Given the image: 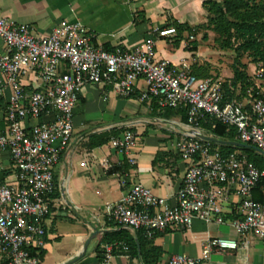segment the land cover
<instances>
[{"label":"built area","instance_id":"built-area-1","mask_svg":"<svg viewBox=\"0 0 264 264\" xmlns=\"http://www.w3.org/2000/svg\"><path fill=\"white\" fill-rule=\"evenodd\" d=\"M176 34L175 28L152 29L142 46L107 52L95 44L94 36L80 22L64 23L47 37L37 38L27 25L0 17V41L6 48L0 54V97L4 90H10L0 153L9 155L18 182L16 187L0 184L1 264H40L32 251L44 246V224L55 192L53 172L61 153L71 144L74 113L83 87L108 86L118 97L130 98L138 80L145 83L140 102H154L160 110L185 111L186 131L176 151L187 166L174 205H167L137 183L119 202L105 206V221L140 232L151 241L169 229H189L195 220L225 224L226 210L235 198L236 218L228 225L239 236L253 233L264 240V204L253 200L264 169L248 162L240 152L220 156L202 138L205 129L201 126L211 123L215 128L216 121L234 129L238 144L251 146L264 156V96L255 98L249 90L244 101L223 104L220 81L197 78L184 62L174 66L158 60L157 40ZM31 75L38 80L36 88L24 84ZM263 75L264 68L258 64L256 83ZM132 126L127 124L118 136L109 139L115 153L131 168L136 166L138 142ZM104 166L111 169L108 163ZM115 250L128 258L124 243H110L104 247L101 264H112ZM237 250L235 241L217 238L203 246L202 255ZM200 263L184 255L169 261Z\"/></svg>","mask_w":264,"mask_h":264},{"label":"crops","instance_id":"crops-1","mask_svg":"<svg viewBox=\"0 0 264 264\" xmlns=\"http://www.w3.org/2000/svg\"><path fill=\"white\" fill-rule=\"evenodd\" d=\"M219 1L0 0V17L15 25H27L37 38L47 37L53 28L64 23L80 22L103 49L131 51L143 45L152 29L201 25L207 13L204 4ZM140 14L144 15L143 20ZM175 38L157 40V59L174 66L184 62L204 69L202 48L190 52L184 42L174 44ZM5 51L0 41V54ZM24 84L36 88L38 80L31 75ZM257 86L264 94V82ZM144 90L143 80L135 83L130 98L118 97L108 86L83 87L74 113L71 144L61 153L53 172L55 192L44 224V246L35 252L40 264H101L104 247L117 242L128 247V258L115 250L112 264H169L175 255L200 260L202 264H262L264 240L253 233L237 235L228 225L229 219L223 225L195 220L189 229H169L151 241L142 238L140 232L105 221V206L119 202L133 184L147 187L167 205L175 204L182 185L187 163L177 154L176 144L186 131V122L177 110H160L154 102H140ZM9 95L10 90L6 89L0 97V135L6 127ZM129 123L138 139L134 151L136 166L132 168L115 153L107 139L109 128L121 132ZM204 136L214 138L206 129ZM213 144L215 152L226 146ZM106 163L116 171L109 174ZM0 184L18 185L17 171L7 153H0ZM226 211V217L236 216L235 198ZM217 238L235 241L239 250L204 257L203 246Z\"/></svg>","mask_w":264,"mask_h":264},{"label":"trees","instance_id":"trees-1","mask_svg":"<svg viewBox=\"0 0 264 264\" xmlns=\"http://www.w3.org/2000/svg\"><path fill=\"white\" fill-rule=\"evenodd\" d=\"M204 8L206 12L212 15L209 23L213 27L214 32L226 37V45L229 46L232 39L237 42L236 48L234 49L236 60L232 69V78L222 83V92L224 94L223 104L244 101L247 98V92L249 90L252 91L255 98L264 96V94L260 92L254 76L250 77L247 74L246 64L240 61V57L245 55L251 59L253 64L256 66L261 64L264 68V0H220L219 2L205 3ZM139 16V18L143 20L144 15L140 14ZM137 19L135 18V21ZM196 27L190 28L186 24L175 25L177 31L175 44H178L185 34L192 36L196 31ZM203 40H206V37H204ZM104 50L111 52V50L108 49ZM196 51L197 44H194L190 52ZM191 69L193 75L197 78H207L201 75L203 74L202 69L200 70L194 67H191ZM261 82H264V75ZM177 112L181 114L182 119L186 122L187 117L185 111L177 110ZM214 123L215 128H211V123H202L201 126L214 138L225 142L236 141L234 129H228L226 126L216 121H214ZM120 133L119 131H110L107 138L108 141L111 136H118ZM209 144L213 149L216 147L213 143ZM239 151L246 156L248 162L259 169H264L263 159L257 162L251 157L250 152L262 156L251 146H247L246 148L220 146L218 147L217 153L222 157H227ZM114 171H116V169L109 170V174L114 173ZM253 200L257 203L264 204V178L258 183L253 193ZM234 218H236V216L233 218L224 216V220H232ZM32 255H35L34 251H32Z\"/></svg>","mask_w":264,"mask_h":264},{"label":"rangeland","instance_id":"rangeland-1","mask_svg":"<svg viewBox=\"0 0 264 264\" xmlns=\"http://www.w3.org/2000/svg\"><path fill=\"white\" fill-rule=\"evenodd\" d=\"M211 17L212 15L207 12L203 23L195 28L196 31L193 35L189 36L185 34L180 42H184L185 47L189 51H191L194 44H197V49L198 47L202 48L204 54L202 59L205 65L202 67L204 69H202L203 74L201 75L225 83L230 80L236 60L234 49L236 48L237 42L232 39L230 45H226V37L215 33L213 27L209 23ZM204 37H206V40H203ZM240 61L246 64L247 74L253 77L256 65L245 55L240 57ZM220 71L223 72V76L220 75ZM250 154L257 162L262 161V159L264 160V156H259L252 152H250Z\"/></svg>","mask_w":264,"mask_h":264},{"label":"water","instance_id":"water-1","mask_svg":"<svg viewBox=\"0 0 264 264\" xmlns=\"http://www.w3.org/2000/svg\"><path fill=\"white\" fill-rule=\"evenodd\" d=\"M202 138L207 141V142H212V143H216V144H221V145H226V146H233V147H238V148H246L247 146L246 145H241V144H238V143H226V142H221L217 139H214V138H208V137H205V136H202ZM88 243V242H87ZM87 243L84 247L83 250L86 249L87 247Z\"/></svg>","mask_w":264,"mask_h":264}]
</instances>
